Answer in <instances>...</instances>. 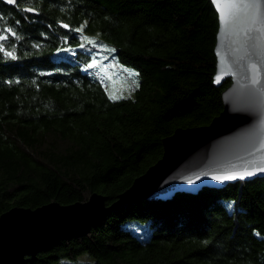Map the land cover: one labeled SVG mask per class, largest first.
<instances>
[{"label": "trees", "instance_id": "trees-1", "mask_svg": "<svg viewBox=\"0 0 264 264\" xmlns=\"http://www.w3.org/2000/svg\"><path fill=\"white\" fill-rule=\"evenodd\" d=\"M218 28L210 0H0V216L110 208L163 140L209 125L231 84L214 86ZM105 58L139 73L134 97L109 98L89 67ZM81 263L264 264V178L118 209L24 264Z\"/></svg>", "mask_w": 264, "mask_h": 264}, {"label": "water", "instance_id": "water-1", "mask_svg": "<svg viewBox=\"0 0 264 264\" xmlns=\"http://www.w3.org/2000/svg\"><path fill=\"white\" fill-rule=\"evenodd\" d=\"M236 3L240 8L227 23L212 3L219 21L214 86L231 81L222 94L223 112L207 126L179 128L163 140L162 158L110 208L103 196L93 194L85 203L16 207L2 214L0 264H24L62 241L88 234L109 214L130 205L166 202L179 194L197 195L204 188L264 178V172L257 171L264 168V0ZM222 7L227 11L231 0H224ZM245 171L256 174L214 179Z\"/></svg>", "mask_w": 264, "mask_h": 264}, {"label": "rangeland", "instance_id": "rangeland-1", "mask_svg": "<svg viewBox=\"0 0 264 264\" xmlns=\"http://www.w3.org/2000/svg\"><path fill=\"white\" fill-rule=\"evenodd\" d=\"M93 72L102 80L108 95L115 93L116 95H123L125 98L134 97L133 86L126 80V77L132 83L137 84V75H130V73H138L136 70L128 67L124 68L117 65L114 60L105 58L98 60ZM84 261L86 262V259H83L82 262Z\"/></svg>", "mask_w": 264, "mask_h": 264}, {"label": "snow or ice", "instance_id": "snow-or-ice-1", "mask_svg": "<svg viewBox=\"0 0 264 264\" xmlns=\"http://www.w3.org/2000/svg\"><path fill=\"white\" fill-rule=\"evenodd\" d=\"M6 2L8 4H15L16 0H6ZM212 3L214 4V6L216 7L220 19L221 21L227 23L228 21V17L231 16L233 14V10H238L240 8V5L238 3H236V0H231V7L228 8V10L226 11L224 7H222V4L224 3V0H212ZM27 11H34V9H27ZM65 28L68 27V25H64ZM77 31H82V29H77ZM13 35H15V33H12ZM6 39L5 36L0 35V40H4ZM85 40L88 41V43L90 44H94L95 41L90 40L88 37H84ZM82 46V45H81ZM0 51H3V46L0 45ZM110 51H115L114 49H111ZM7 55L13 59H15V57L13 56L12 52H8ZM97 66V62L95 60H93L92 64L89 65V67H96ZM130 75H139V73H130ZM217 82H219V79H217ZM135 83V82H134ZM136 86L138 87V83L136 84ZM109 98L112 100H118V99H123L125 98L123 95H116L115 93H110ZM257 171L260 172H264V168H259L257 169ZM256 172L255 171H245L242 173H234V174H230V175H226L223 177H214V179L217 180H235V179H244L246 176H252L255 175Z\"/></svg>", "mask_w": 264, "mask_h": 264}, {"label": "bare ground", "instance_id": "bare-ground-1", "mask_svg": "<svg viewBox=\"0 0 264 264\" xmlns=\"http://www.w3.org/2000/svg\"><path fill=\"white\" fill-rule=\"evenodd\" d=\"M229 184H231V183H229ZM232 184H233V183H232ZM191 194L193 195V194H195V193H191ZM179 195H180V194H179ZM176 196H178V195H176ZM176 196H175V197H176ZM169 201H171V200H169ZM166 202H168V201H166Z\"/></svg>", "mask_w": 264, "mask_h": 264}]
</instances>
